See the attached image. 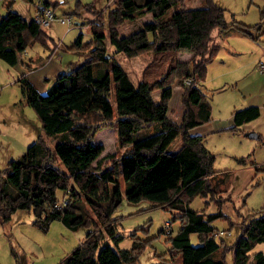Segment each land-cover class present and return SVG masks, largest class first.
Segmentation results:
<instances>
[{
	"label": "trees",
	"instance_id": "16d2710c",
	"mask_svg": "<svg viewBox=\"0 0 264 264\" xmlns=\"http://www.w3.org/2000/svg\"><path fill=\"white\" fill-rule=\"evenodd\" d=\"M14 1L2 0L6 12L0 15V58L11 66L31 40H47L36 16L26 19L12 9ZM39 1L53 11L60 4ZM184 1L116 0L107 8L77 1L72 13L90 14L81 23H87L91 38L83 43L80 32L69 48L83 59L69 62V68L53 78H45L47 83L52 81L44 92L25 75L17 80L40 123V133L0 170V223L10 220L17 210H25L41 230L53 220L71 230L86 228L81 242L56 264H139L137 254L143 243L134 242L118 251L113 247L122 238L117 232L120 216L114 211L123 198L128 202L147 200L150 207L177 213L172 221H178L179 227L166 238L168 259L160 255L152 264H226L223 254L228 250L232 251V264H264L262 251L250 252L255 244L264 242V207L245 215L236 209L239 234L231 244L213 225L217 218H228L221 208L232 199L216 188L223 179L212 167L214 153L204 145L202 135L189 133L210 120L211 105L195 78L190 84L184 82L195 75L204 79L223 32L234 28L252 37L250 28L260 25L247 26L232 15L227 20L224 8L213 0H202L201 6L193 8H182ZM169 9L170 15L164 16ZM39 11L37 6L36 13ZM145 14L151 20L127 35L119 34L121 24ZM105 39L125 57L150 54L136 84L109 54ZM181 53L190 57L181 60ZM175 81L182 88L179 122L163 113L153 97L154 91L164 93ZM258 115L257 105L237 109L228 129L234 131ZM106 127L115 128L119 153L102 154L103 144L94 140ZM49 137L56 138L52 146ZM174 140H178L177 147L170 150ZM237 161L246 160L239 157ZM254 170L255 174L264 171V162ZM196 196L209 197L217 210L191 207Z\"/></svg>",
	"mask_w": 264,
	"mask_h": 264
},
{
	"label": "rangeland",
	"instance_id": "374dc122",
	"mask_svg": "<svg viewBox=\"0 0 264 264\" xmlns=\"http://www.w3.org/2000/svg\"><path fill=\"white\" fill-rule=\"evenodd\" d=\"M36 1L15 0L12 9L26 19H31L37 14ZM77 1L80 4L92 1L97 8H107L112 7L116 0L60 2L54 9V13L59 17H70V24L53 19L48 27L43 28L47 34L46 42L31 40L15 65H8L0 58V170L9 160L19 156L40 133V123L33 109L25 101L18 78L26 71H30L33 66L42 64V61L47 62L54 53L53 59L56 60L59 55H63L64 58L70 57L72 61L83 59L82 54L69 48L80 32L83 34V43L91 38L87 23H81L86 21L90 14L85 13L81 16L72 13ZM213 1L224 8L227 20H230L232 15L235 20L247 26L260 25L259 29L250 28L252 37L232 28V35L222 40L221 37L218 38L221 44L216 54L218 58L207 65L204 79L196 81L206 93L211 105V117L208 124L210 123L212 128L189 129L190 134L199 131L204 145L214 153L212 167L221 174L223 179L216 188L224 190L223 194H228L232 199L222 204L221 208L228 218L220 217L213 222L219 230V235L225 242L231 244L239 234L240 217L237 216L236 209L245 215L264 207V171H257L255 174L254 170V166L264 162V106H262L264 105V72H259L255 68L256 59L264 50V16L260 17V11L264 10V0ZM201 5L202 0H185L181 7L193 8ZM5 12L6 7L0 0V15ZM171 12L172 9H169L164 16L170 15ZM151 18L150 14H145L132 21L124 22L118 27V32L120 35H127ZM105 42L109 54L113 55L127 72L133 84H136L141 78L144 65L151 59L150 54L125 57L114 51L106 39ZM229 48L236 53H230ZM189 57L190 54L185 53L178 55L181 60H187ZM27 65L32 67L28 68ZM51 67L53 65L43 68ZM37 70L36 74H40L42 69ZM31 77H35V73ZM44 78L41 82H45ZM36 83L38 89L43 91L46 88ZM181 95L182 88L176 81L164 93L162 90L153 92V97L159 101L161 111L175 122H179L183 109ZM249 103L262 106L258 121L242 124L234 131L228 129L230 121L229 124L220 121L223 128L215 124L219 120L217 118L229 119L233 107L241 108ZM253 126L254 128L249 130V127ZM249 131L257 133L258 137L246 136L245 133ZM55 140V137H49L48 143L52 146ZM94 140L103 144L102 154L119 153L114 127L99 130ZM177 141L172 142L170 150L176 149ZM239 157H244L245 163L238 162ZM119 183L123 189L125 183L122 177L119 178ZM58 194L61 196V192ZM150 204L147 200L128 202L123 198L114 211L115 216H120L117 232L122 238L113 247L118 251L130 248L134 242L143 243V247L137 254L139 264L155 263L160 255L168 259L169 243L166 238L169 231L174 234L179 227L178 221H172L173 215L177 214L174 210L150 207ZM189 204L193 208H203L205 212L217 210V204L209 197L196 196ZM167 224H170L169 227L166 226ZM86 231L84 227L71 230L58 220H53L46 230H41L33 224V216L30 212L17 210L10 220L0 223V264H56L81 242ZM191 241L193 244L197 243L195 234L191 235ZM258 250L264 253V242L255 244L250 252ZM223 256L226 264H232L231 250L225 251Z\"/></svg>",
	"mask_w": 264,
	"mask_h": 264
},
{
	"label": "crops",
	"instance_id": "0c3cea01",
	"mask_svg": "<svg viewBox=\"0 0 264 264\" xmlns=\"http://www.w3.org/2000/svg\"><path fill=\"white\" fill-rule=\"evenodd\" d=\"M65 1V0H64ZM79 24V23H78ZM232 28H230V29H228V30H226L225 32H223V34L221 35V40L224 38V39H226L227 38V36H230V35H232L233 33H232V30H231ZM232 33V34H231ZM219 43H220V40H219ZM220 46H221V44H220ZM221 48V47H220ZM220 50V49H219ZM228 50H230V48L228 49ZM25 52V51H24ZM230 53H236L235 51H232V50H230L229 51ZM263 53H264V50H263ZM263 53H261V55H259L258 57H257V59H256V62H255V64H257V61L260 59V58H262V54ZM185 54H189V53H185ZM55 56V53L54 54H51V56L49 57V59H48V61L47 62H44V63H42V64H40L39 66H37V65H35V66H33V68L30 70V71H26L25 73H24V75L26 76V77H28V79H29V81L36 87V89L38 90V91H40V92H44L45 91V86L47 87V85H48V83L46 82H41V79H43L44 77L45 78H52L53 76H55L56 74H58L59 72H61V71H64V70H67L68 68H69V62H71L72 61V59L69 57V58H64V56L63 55H59L58 56V59L56 60V59H53V57ZM218 58V56L216 55L215 56V58L213 59V61L212 62H214L216 59ZM212 62H210V64L212 63ZM30 64V63H29ZM48 65H53V67H51V68H43V67H46V66H48ZM31 67H32V65H30ZM255 68H256V66H255ZM37 69H42V70H40V74L39 73H37L36 74V71H38ZM259 72H264V71H259ZM33 73H35V77H31L32 75H33ZM45 78H44V80H45ZM36 82H38V84H40V87L42 86V88L44 87L45 89H43V91L41 90V89H38L39 87H38V85H37V83ZM250 105H257L258 107H259V115L256 117V118H254V119H252V120H249V121H247V122H245V123H243V124H246V123H250V122H252V121H258L259 119H260V117H261V113H262V106H264V105H258V104H252V103H249V104H247V105H244V107H247V106H250ZM240 106V105H239ZM243 106L241 107V108H244ZM240 107L239 108H237V107H233L232 108V110H231V113H230V117H229V119H226V120H222V118H217V119H219L218 120V122H216L215 124L217 125V126H221V128H223L224 126H223V124L222 123H220V121H223V122H228V124H229V121H230V125H228V126H231L232 125V114H233V112L235 111V110H237V109H241ZM210 124V123H209ZM208 124V122H206V123H203V124H199V125H196V126H194V127H192V128H197V127H199V129L201 128V129H203V128H212V126H210ZM239 127H241V125L239 126ZM214 128H218V127H214ZM252 128H254V126L253 127H249V130L250 129H252ZM198 129V130H199ZM200 129V130H201ZM248 130V129H247ZM250 132V131H249ZM253 132V131H252ZM256 132H258V133H261L259 130H256ZM195 134H200L201 135V133H199V131L198 132H196ZM258 135V134H257ZM258 137V136H257Z\"/></svg>",
	"mask_w": 264,
	"mask_h": 264
},
{
	"label": "built area",
	"instance_id": "2783aa9c",
	"mask_svg": "<svg viewBox=\"0 0 264 264\" xmlns=\"http://www.w3.org/2000/svg\"><path fill=\"white\" fill-rule=\"evenodd\" d=\"M58 2H64V0H58ZM37 6L40 9V11H39V14H36V20L38 21V23L40 24L41 27H43V28L44 27H48L50 22L53 19H57L61 23H65V24H70L71 23V18L70 17H59V16H56V14L54 13V11L52 9L42 5L39 0L37 1ZM256 69L258 71H264V53H263L262 58H260L257 61ZM193 78H195L196 81L198 80V76L195 75L192 78L185 79L184 82L186 84H190L193 81Z\"/></svg>",
	"mask_w": 264,
	"mask_h": 264
},
{
	"label": "water",
	"instance_id": "95a60500",
	"mask_svg": "<svg viewBox=\"0 0 264 264\" xmlns=\"http://www.w3.org/2000/svg\"><path fill=\"white\" fill-rule=\"evenodd\" d=\"M245 135L248 137H252V138H257V136H258L257 133L252 132V131L246 132Z\"/></svg>",
	"mask_w": 264,
	"mask_h": 264
}]
</instances>
